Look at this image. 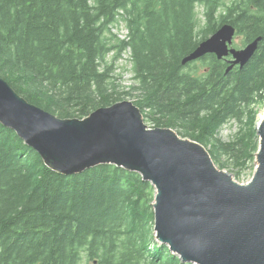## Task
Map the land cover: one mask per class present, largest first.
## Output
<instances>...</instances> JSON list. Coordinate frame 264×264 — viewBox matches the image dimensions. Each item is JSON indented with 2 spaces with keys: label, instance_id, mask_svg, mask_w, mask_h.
Masks as SVG:
<instances>
[{
  "label": "trees",
  "instance_id": "1",
  "mask_svg": "<svg viewBox=\"0 0 264 264\" xmlns=\"http://www.w3.org/2000/svg\"><path fill=\"white\" fill-rule=\"evenodd\" d=\"M119 22L126 37L111 44ZM225 23L243 45L261 38L242 69L225 74L214 55L181 65ZM115 49L116 57L129 53L133 104L147 110L152 128H180L210 147L220 169L229 161L237 175L253 167L264 0H0V78L57 117L82 119L120 100L115 87L108 92ZM245 110L246 134L221 142L220 129ZM154 193L139 174L114 165L53 172L0 124V264H188L155 241Z\"/></svg>",
  "mask_w": 264,
  "mask_h": 264
},
{
  "label": "water",
  "instance_id": "2",
  "mask_svg": "<svg viewBox=\"0 0 264 264\" xmlns=\"http://www.w3.org/2000/svg\"><path fill=\"white\" fill-rule=\"evenodd\" d=\"M235 28L225 23L182 60L206 55L242 69L257 37L233 47ZM0 124L41 158L49 170L77 175L98 165L135 172L154 188V237L188 264H264V116L258 123L255 171L240 184L216 167L199 143L170 128L149 129L130 101L80 118H60L29 104L0 78Z\"/></svg>",
  "mask_w": 264,
  "mask_h": 264
},
{
  "label": "rangeland",
  "instance_id": "3",
  "mask_svg": "<svg viewBox=\"0 0 264 264\" xmlns=\"http://www.w3.org/2000/svg\"><path fill=\"white\" fill-rule=\"evenodd\" d=\"M199 9V8H198ZM200 10V14H201V9ZM199 18L201 19L202 16L199 15ZM111 35V44H115L116 40H123L126 37V29L123 25L122 22H119L116 24V26L111 28L110 31ZM109 37V36H108ZM242 38L240 36H235L233 39V47L240 49L242 47H244L245 45H243L241 43ZM117 50L115 49L113 52H111L108 55L107 61L108 64L111 65V72H110V82L112 83L111 86L108 87V92H110L112 90V87H115V90L117 92V94H119V99L117 102H121V101H130V102H134L137 100V92L132 91L130 88L132 86H134V81L132 79V73L130 71V64L128 61L129 58V53L124 52L121 53L119 56H117ZM125 92H128V94H125ZM253 110L256 113L255 116V125H254V129L257 132V127H258V122L260 121V118L264 115V102L260 103L258 105H254L252 106ZM249 109V108H248ZM141 113L143 115V122L147 125V127L152 126L149 122V119L146 115L147 114V110H141ZM247 112L245 110V115H243L240 119H233L230 120L225 126H223L217 137L218 139L223 142V143H229V142H235L237 140H241L240 138H242L247 131ZM178 136L180 132H182V130L180 128H175L172 129ZM181 138H183L182 136H180ZM183 139H188L187 137L183 138ZM258 142V140H257ZM239 147V146H237ZM258 149V148H257ZM207 151L210 150V147H207L206 149ZM209 152V151H208ZM257 152V151H256ZM256 152L253 154L254 160H255V154ZM225 158V157H223ZM214 162V160H213ZM233 162L229 161V166L225 167L224 169H220L216 164V167L220 170H223L225 172H227L234 181L240 183V184H246L252 177L254 171H255V162H253V167L251 169H245L242 170L239 175H237L238 171H236L235 167L232 166ZM87 171V170H86ZM156 241V240H155ZM157 242V241H156ZM158 244H160L159 242H157ZM176 256V255H175Z\"/></svg>",
  "mask_w": 264,
  "mask_h": 264
},
{
  "label": "bare ground",
  "instance_id": "4",
  "mask_svg": "<svg viewBox=\"0 0 264 264\" xmlns=\"http://www.w3.org/2000/svg\"><path fill=\"white\" fill-rule=\"evenodd\" d=\"M263 116H264V115H263ZM263 116L260 118V121H261V119L263 118ZM260 121H259V122H260ZM259 122H258V123H259Z\"/></svg>",
  "mask_w": 264,
  "mask_h": 264
}]
</instances>
